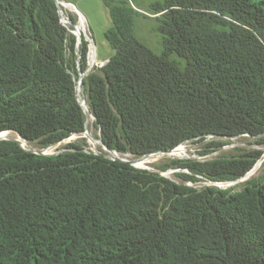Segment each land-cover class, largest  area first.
<instances>
[{
    "label": "trees",
    "instance_id": "trees-1",
    "mask_svg": "<svg viewBox=\"0 0 264 264\" xmlns=\"http://www.w3.org/2000/svg\"><path fill=\"white\" fill-rule=\"evenodd\" d=\"M103 1L115 53L82 85L108 151L142 158L209 138L217 150L241 136L264 145V0L153 3L161 55L134 35L125 0ZM86 53L53 0H0V134L48 148L84 133ZM263 155L173 166L192 182H232ZM0 264H264V175L238 192L197 190L80 144L39 155L1 140Z\"/></svg>",
    "mask_w": 264,
    "mask_h": 264
},
{
    "label": "rangeland",
    "instance_id": "rangeland-1",
    "mask_svg": "<svg viewBox=\"0 0 264 264\" xmlns=\"http://www.w3.org/2000/svg\"><path fill=\"white\" fill-rule=\"evenodd\" d=\"M125 1L134 10V15H133L134 35L139 39V41H141L143 44L148 46L153 52H155L158 55H161L163 52V45H162V34L159 32V26H160V21L158 20L159 15H155L153 13L151 9V5L155 2H163V0H125ZM73 4L84 14L87 20V24L89 26V30L91 31L92 34L93 32L91 30L88 18L90 19V23L95 22V24H97L99 29H103L105 27L104 24L105 18L106 20H109L110 18L109 10L103 0H81L80 5H77L74 2ZM97 54H98V49H97ZM172 59L182 63L183 65L185 63L184 60H182L176 54L172 56ZM80 97L82 99H85L84 90L83 92L80 93ZM86 113H87V122H86V130L84 133L73 135L70 138L62 141L61 143L48 148H42L41 145L38 143H30L31 150L36 149L43 152L45 151L47 155H55L60 152H64L70 144H80L90 153H94L96 155H101V154L107 155L106 158L112 160L117 158V154L115 155L114 152H110L106 150L103 144L100 142L101 133L98 126L96 125V121H94L95 119L88 113V111H86ZM89 135H91L92 138H90ZM7 138L20 139L13 132H8ZM92 140H94L96 144ZM213 140L214 139L209 138L204 141H191L181 145L184 149V155L182 157H170V156L167 157V155H164L163 153H157L142 158H136L131 155L118 154L119 156L117 159L130 163L135 169L158 173L162 177L170 179L177 184H185L197 190L202 188H213L220 191L238 192L241 191L249 182H252L253 180H258L264 175V157H263L260 167L248 179H244V180L241 179L239 181L230 182V181H213L202 176H196V181L192 182L189 180H185L183 178V175L189 173L184 169H180L173 166V164L177 161L189 160V159L205 161V160H212L221 156H225V157L238 156L245 152H250L255 150H261L264 152V145L258 144L256 138H251L249 136H241V137L229 138V139H218L217 141L220 142L222 146L217 150H215L211 145L212 142H214ZM140 162H145V164L140 166L139 165Z\"/></svg>",
    "mask_w": 264,
    "mask_h": 264
},
{
    "label": "built area",
    "instance_id": "built-area-1",
    "mask_svg": "<svg viewBox=\"0 0 264 264\" xmlns=\"http://www.w3.org/2000/svg\"><path fill=\"white\" fill-rule=\"evenodd\" d=\"M58 8V14L60 18L61 24L67 28L69 33L74 36L76 40V48L79 51L81 46L84 44L87 47V53H86V70L83 72L81 70V73L79 75V78L77 80V86L76 91L78 95L79 102L82 106H84V103L81 101V98L79 97L78 93V84L83 83V80L93 71L97 69L104 68L107 66L110 62L109 59L106 60H100L97 54V46L94 39L93 34L89 30V26L87 24V20L84 16V14L71 2L67 0H53ZM82 57L81 55H78V68H80V61ZM85 107V106H84ZM17 141L20 143L21 147L27 151L35 152L36 149L31 150L30 143L23 139H17ZM43 152V151H42ZM44 155H47V153L44 151ZM114 154L118 155V153L114 152ZM264 157V155H263ZM262 157V159H263ZM118 158V157H117ZM262 159L258 161V163L255 165V167L246 175L248 176L259 163H262ZM256 172V171H255ZM246 176L242 179H246ZM241 180V179H240ZM239 181V180H238Z\"/></svg>",
    "mask_w": 264,
    "mask_h": 264
},
{
    "label": "crops",
    "instance_id": "crops-1",
    "mask_svg": "<svg viewBox=\"0 0 264 264\" xmlns=\"http://www.w3.org/2000/svg\"><path fill=\"white\" fill-rule=\"evenodd\" d=\"M67 1L71 3L74 2L77 5L81 4V0H67ZM88 20H89V24L93 32V36L95 38L96 44H97L99 59L100 60L110 59L114 55L115 51L112 49L109 42L106 40L105 34L113 26L111 15H110L109 20H106L105 18V21H104L105 27L103 29H99L97 24H95V22L90 23L89 18Z\"/></svg>",
    "mask_w": 264,
    "mask_h": 264
},
{
    "label": "bare ground",
    "instance_id": "bare-ground-1",
    "mask_svg": "<svg viewBox=\"0 0 264 264\" xmlns=\"http://www.w3.org/2000/svg\"><path fill=\"white\" fill-rule=\"evenodd\" d=\"M83 83H80V84H78V93H79V97H80V93L81 92H83V85H82ZM81 98V97H80ZM81 101L84 103V106H85V109H86V111H87V106H86V99H82L81 98ZM90 116V115H89ZM89 119H90V117H89ZM93 119V118H92ZM95 121V120H94ZM88 126V125H87ZM88 128V127H87ZM8 136V132H5V133H2V134H0V137H7ZM90 136V138H92V136L91 135H89ZM96 139V138H95ZM92 141H94V140H92ZM94 143L96 144V142L94 141ZM164 155H167V157L168 156H170V157H182L183 155H184V149H183V147L182 146H180V147H178V148H176V149H174V150H172V151H169L168 153H163ZM119 155H117V157H118ZM145 161V160H144ZM147 161V160H146ZM149 161V160H148ZM145 164V162H140L139 163V165L140 166H142V165H144ZM137 165V164H136ZM260 165H261V163H259L257 166H256V168L248 175V176H246V179H248V178H250L254 173H255V171L260 167Z\"/></svg>",
    "mask_w": 264,
    "mask_h": 264
},
{
    "label": "water",
    "instance_id": "water-1",
    "mask_svg": "<svg viewBox=\"0 0 264 264\" xmlns=\"http://www.w3.org/2000/svg\"><path fill=\"white\" fill-rule=\"evenodd\" d=\"M80 73H81V69H79L78 70V74L80 75ZM84 107V106H83ZM84 109H85V107H84ZM1 140H10L9 138H7V137H0V141ZM100 142L102 143V141L100 140ZM105 149L106 150H108L106 147H105ZM111 152V151H110ZM34 153H36V154H39V155H44L43 154V152L42 151H40V150H37V151H35ZM162 153H168V152H162ZM102 155V154H101ZM105 157H107V155H104ZM113 160H117V158H115V159H113Z\"/></svg>",
    "mask_w": 264,
    "mask_h": 264
}]
</instances>
